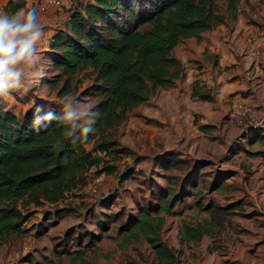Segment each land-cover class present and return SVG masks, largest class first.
Listing matches in <instances>:
<instances>
[{"label":"rangeland","instance_id":"1","mask_svg":"<svg viewBox=\"0 0 264 264\" xmlns=\"http://www.w3.org/2000/svg\"><path fill=\"white\" fill-rule=\"evenodd\" d=\"M250 6L251 13L264 12V0H252ZM5 7L0 6V13H8ZM219 10L226 12L224 2H219ZM40 14L45 26L51 22L54 24L52 19ZM246 16L243 15L245 20L237 17L234 22L230 20L228 24L206 32L208 44H201L202 40L195 38L182 41L173 50L183 65V73L176 86L158 88L148 101L131 109L127 118L114 130V139L125 149L119 172L125 165L135 166L139 170L137 177L120 182L116 175L98 173L96 168H92L86 176L88 185L60 205H68L75 210L49 222L45 216L50 210H56L54 207L29 205L31 215L27 227L30 231L11 235L0 244V264H34L25 259L30 253L39 264H83L82 260L86 264H159L145 236L140 241L130 239V245L125 246L126 235H122L119 228L131 216L138 217L142 208L147 209L150 203H159L164 190H178L183 179L192 172L195 161L199 160L207 165L201 173L206 170L209 174L206 177L203 173L206 184L201 185L198 181L205 194L200 205L233 202V213L221 212L215 220L209 210L200 209L193 197L176 206L172 213L161 212L165 217L161 238L167 246L178 250L174 264H264V156L249 154L264 151V139H253L255 132L248 137L253 120L264 114V105L254 107L246 101L251 111L242 125H238L228 112L234 99L252 100L257 95L263 98L264 80L253 79L252 87L256 92L230 89L214 102L191 97V82L199 75L197 72L205 68L204 61L215 60L213 55L203 53L200 46H234L237 32L227 39L223 36L222 27L229 30L232 25L237 28V25L247 22L264 28V21ZM63 22L64 19L59 27ZM256 30L261 33L262 29ZM241 42L249 46V36ZM45 50L41 55L44 61L40 64L43 76L38 82L34 73L26 70L20 88L7 95L6 99L0 96V104L15 114L25 112L37 100L62 106L57 90L46 83L58 72L49 59L43 58ZM230 67L226 66L223 71ZM210 69L212 73L207 75L213 77V65ZM87 72L90 71H79L73 77L72 95L79 99H73V108L82 107L85 101L94 106L97 103L93 96L85 94L92 83L91 77L84 76ZM204 125L210 127L209 132L201 129ZM262 133L264 135V131ZM249 139L253 140L252 144ZM169 151L188 163H182L183 166L176 170L162 169L155 158ZM224 171L233 172L226 181L227 189L210 191L211 180ZM205 220L216 222L209 227L208 234L197 241H181L184 224L205 225ZM80 250L85 252L83 259L78 256Z\"/></svg>","mask_w":264,"mask_h":264},{"label":"trees","instance_id":"2","mask_svg":"<svg viewBox=\"0 0 264 264\" xmlns=\"http://www.w3.org/2000/svg\"><path fill=\"white\" fill-rule=\"evenodd\" d=\"M241 1L69 0V18L63 27L54 31L46 52L58 73L46 83L56 89L62 99L65 94H72L74 75L89 70L84 76L91 77L92 83L85 94L97 100L92 110L101 115L92 125L96 131L87 140L73 142L63 137V133L72 128V123L54 120L44 129V115L51 111L54 116L63 117L62 106L37 100L25 112L15 114L0 104V244L11 235L30 231L27 227L31 215L29 205L54 207L56 210H50L45 216L48 222L74 211L68 205H60L88 185L86 176L92 168L98 173L116 175L120 182L137 177L139 170L135 166L125 165L119 172L125 149L114 139V130L131 109L148 101L158 88L176 86L183 65L173 50L189 38L201 41L204 32L236 19ZM39 2L33 7L38 8ZM219 2L225 3V13L219 10ZM27 3L28 0H6L5 9L13 14L27 9ZM213 92V88H207L201 79H195L191 84L193 99L214 102ZM35 117L40 120L39 131L35 130ZM74 124L79 129L77 136L88 126L85 120ZM209 128L201 126L205 131ZM263 131L248 130L255 132L261 140L264 139ZM57 141H61L60 147H57ZM249 154L264 156V151ZM155 161L166 171L188 163L172 151L156 156ZM206 166L202 160L195 161L179 191L176 188L164 190L159 203H150L147 209H141L138 217L131 216L122 224L119 232L126 235L125 246L130 245V239L140 241L145 236L159 264H174L178 250L167 246L161 238L165 224L161 212L172 213L176 206L193 197L200 209L209 210L215 220L221 212L233 213L232 204L226 207L213 202L200 205L201 199L205 198L201 186L206 184L203 173L209 177L206 170L201 173ZM232 175L231 171L218 173L211 180L210 191L226 190V181ZM215 223L205 220V225L184 224L181 241L201 239ZM78 253L83 259L85 252L80 250ZM25 259L39 264L31 253ZM82 263L86 264L84 260Z\"/></svg>","mask_w":264,"mask_h":264},{"label":"clouds","instance_id":"3","mask_svg":"<svg viewBox=\"0 0 264 264\" xmlns=\"http://www.w3.org/2000/svg\"><path fill=\"white\" fill-rule=\"evenodd\" d=\"M45 39V25L42 23L41 14L35 7L31 9H20L13 14L0 13V96H7L11 92L20 88L22 80L25 78V71L33 72L36 82L43 76L40 55V46ZM74 97L71 93L65 94L61 101L63 117L54 116V113L47 112L44 119V129L54 120H62L64 123H72V128L63 133L65 139L73 142L84 139L87 140L91 133L96 131L92 125L100 117V112L93 111L94 105L82 102L80 108H73ZM94 117V119L90 118ZM85 120L87 125L79 131L74 124L75 121ZM40 123L38 117L34 119L35 130L39 131L37 125ZM61 146V141H57V147Z\"/></svg>","mask_w":264,"mask_h":264},{"label":"crops","instance_id":"4","mask_svg":"<svg viewBox=\"0 0 264 264\" xmlns=\"http://www.w3.org/2000/svg\"><path fill=\"white\" fill-rule=\"evenodd\" d=\"M37 1L38 0H28L27 3V9L32 8L33 6L37 5ZM252 0H242L241 4L238 8V13H237V17L238 18H243V15H245V13H247L246 17H253L257 18L261 21H264V12L262 11H257L254 13H251L249 10L250 6V2ZM65 3V9L63 11H57L55 9L46 11V12H42L39 10V12L43 13L44 15H46L47 17H49L50 19L53 20L54 24L51 23H47V25L45 26V39L42 42L41 46H40V55H42V52L47 49L48 50V46H49V41L54 33V31L57 28H61L62 26L65 25L66 21L69 18L70 15V8H69V0H64ZM4 6L6 5V0H1L0 1V6ZM249 6V7H248ZM263 18V19H262ZM62 19H64L63 24L59 27V25L61 24L60 22L62 21ZM245 20V18H243ZM242 19V20H243ZM236 19L233 20V22ZM249 22V20H248ZM60 23V24H59ZM222 26V25H221ZM241 25H237V28L240 27ZM220 27V26H219ZM235 25H232L231 28L229 30H227V28L222 27L221 29H223V36H225V38L228 39V37L230 35H232L234 32L236 33V41H235V45L234 46H229L228 47H221V46H200L203 50V53L205 52V54H213L215 55V60L214 61H210L209 59H206L204 61V67L203 70H201V72H197V74L199 75L197 77H195V79L199 78L201 79L203 82V84H205L207 86V88H215V84L217 85L216 88L213 90V94L215 96V100H217L219 97L222 96L223 93H227L228 91L233 90L235 88L239 89H243L244 90H248L251 89L253 92H256L255 89L252 87V82L255 81H262L264 80V28L263 27H254L251 23L244 22V24L241 26L240 29H237ZM257 28H261V33H259L256 29ZM245 29V30H244ZM209 32V31H207ZM205 33H203V39H202V43L208 44V40L206 39ZM250 34H254L257 37L260 38L261 43H262V62H261V67L259 68L260 65H256L253 64V59L249 56V51H250V44L249 46H244L245 44L243 42H241V40H243V38L245 36H249ZM245 40V39H244ZM225 46V45H223ZM247 48V49H246ZM45 50V51H47ZM43 58H47L46 56H44ZM49 59V58H47ZM44 59H41V62H43ZM50 61V59H49ZM213 65V70H215L214 76L211 77L207 74H211L212 70H209V67L212 68ZM226 66H231L228 71H223V68H225ZM41 67V66H40ZM231 70H234V72H232ZM194 79V80H195ZM255 79V81L253 80ZM193 82V81H192ZM191 82V84H192ZM218 96V97H216ZM7 96H3V99H6ZM245 101L249 102L252 106L256 107L257 105H264V97L263 98H259L258 95L253 98L252 100L250 98H246L244 99ZM258 107V106H257ZM261 107V106H259ZM228 112H230V108L228 109ZM249 130V129H248ZM209 132V131H206ZM253 132L249 133L250 137ZM263 134V133H262ZM253 139H259L257 138L256 135H253ZM251 139V138H250ZM249 141L253 142V140ZM229 204H235V203H226V205H220L221 207H226ZM210 205V204H209ZM237 207V206H236ZM174 210V209H173ZM233 211V210H232ZM173 212V211H172Z\"/></svg>","mask_w":264,"mask_h":264},{"label":"built area","instance_id":"5","mask_svg":"<svg viewBox=\"0 0 264 264\" xmlns=\"http://www.w3.org/2000/svg\"><path fill=\"white\" fill-rule=\"evenodd\" d=\"M64 0H40L38 9L46 12L52 9L57 11L64 10ZM250 51L249 56L253 59V64L260 65L262 62V43L259 37L254 34L249 35ZM251 107L243 98H237L232 101L230 116L238 124L242 125L247 119ZM250 128L264 130V114L253 120Z\"/></svg>","mask_w":264,"mask_h":264}]
</instances>
